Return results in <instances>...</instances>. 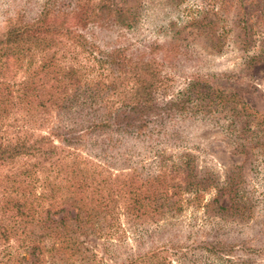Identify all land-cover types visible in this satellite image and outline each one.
<instances>
[{"label":"trees","instance_id":"trees-1","mask_svg":"<svg viewBox=\"0 0 264 264\" xmlns=\"http://www.w3.org/2000/svg\"><path fill=\"white\" fill-rule=\"evenodd\" d=\"M121 1L46 0L32 19L0 28V264H171L156 249L116 255L137 224L203 191L196 179L182 189L186 179L169 177L162 160L163 172L145 178L121 168L189 103H157L174 47L95 44L94 28L125 25ZM189 159L181 168L191 176Z\"/></svg>","mask_w":264,"mask_h":264},{"label":"rangeland","instance_id":"rangeland-1","mask_svg":"<svg viewBox=\"0 0 264 264\" xmlns=\"http://www.w3.org/2000/svg\"><path fill=\"white\" fill-rule=\"evenodd\" d=\"M45 1L0 0V28L18 15L32 19ZM123 4L125 25L94 28L93 41L132 54L151 43L174 47L164 68L167 95L157 103L172 96L189 103L163 136L131 149L121 168L145 178L163 172L162 160L169 177L186 179L182 189L196 179L203 191L198 200L183 193L181 211L137 224L118 259L156 249L171 264H264V0ZM185 154L191 176L181 168ZM92 245L100 254V242Z\"/></svg>","mask_w":264,"mask_h":264}]
</instances>
